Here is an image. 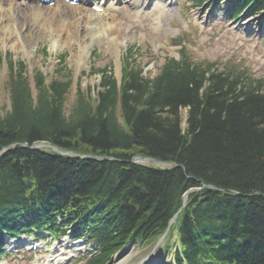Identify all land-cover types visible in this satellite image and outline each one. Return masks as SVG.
Here are the masks:
<instances>
[{
  "label": "trees",
  "instance_id": "trees-1",
  "mask_svg": "<svg viewBox=\"0 0 264 264\" xmlns=\"http://www.w3.org/2000/svg\"><path fill=\"white\" fill-rule=\"evenodd\" d=\"M23 68L21 64L20 74ZM107 78L96 107L91 98L80 97L70 118L62 113L69 82L51 85L57 102L40 113L31 105L28 88L21 87L13 111L0 120V147L49 137L84 153L119 158L121 162L75 159L70 164L44 160L40 153L30 156L29 169L39 174L43 187L51 188L54 199L72 194L78 197L76 204L95 207V217L111 230L106 248L131 230L158 225L177 205L174 194L196 179L223 188L225 195L205 191L199 197L201 214L194 217L200 235L221 228L232 236L244 228L250 235L252 264H264V92L213 71L207 76L203 69L174 63H167L154 80L132 71L120 88L112 76ZM37 81L41 85L43 78ZM118 103L124 124L118 119ZM183 108H188L185 126ZM138 153L182 167L155 170L132 163ZM18 169H6L13 176L8 179L18 178ZM191 220L186 215L184 227Z\"/></svg>",
  "mask_w": 264,
  "mask_h": 264
},
{
  "label": "rangeland",
  "instance_id": "rangeland-1",
  "mask_svg": "<svg viewBox=\"0 0 264 264\" xmlns=\"http://www.w3.org/2000/svg\"><path fill=\"white\" fill-rule=\"evenodd\" d=\"M181 5L184 6L185 2H182ZM126 7L127 6L122 7L124 13L128 8ZM194 11L199 16H202V9L200 7ZM169 21L172 22V26L175 29L179 28V24L176 23L177 20L171 19ZM131 24L127 39L124 41L125 44L123 43L121 46V70L124 60L128 58V49L132 45H137L139 49L137 51L138 54L134 57V63L144 67L146 75L153 77L159 72L164 57L177 55L178 46L172 43V40H174L172 36L175 34H168L163 31L157 33L152 32L150 21L148 20H142L140 25H135L133 22ZM162 24L165 28L168 21H162ZM188 33H192V37L189 38V40L187 39ZM29 36L25 41L28 45L26 49L32 51L31 56H27L18 50L15 51L11 47H0V117L8 114L10 107H13L15 99L14 94L16 93L14 88L17 82L22 83L19 87L23 89L24 87L28 88L33 95V99H38L37 93L41 90L44 95L41 99H44L43 101L47 100L48 104L52 105L55 101V97L48 90V87L55 81L62 82L71 80L69 91L63 99V111L65 114H70L75 109L76 105L74 106V104L79 97L76 94L77 90L83 92L84 96L89 95L92 97L91 105L94 108L97 103L96 95L104 90L103 83L108 79L107 77L112 76V79H116L118 83L121 80V74L119 75L117 72V60L115 58L106 60L108 55H105L103 50H101L102 48L99 46L95 45L91 50L86 66L77 69V65L74 63L75 59L70 49L52 50L53 40L47 38V36H50L48 33L38 38V40L36 39L37 36H34V39H30ZM181 36L183 39H187L185 44L188 43V48L193 50L195 55L199 58L207 57L213 60H221L225 63L230 60L237 61L238 59L244 61V64L251 63L256 73H264V56L261 55V53L264 55V45L259 43L254 45V38L252 40L251 37L243 38L232 30H229L227 26L211 27L204 25L197 30H193L191 24L188 26L187 31L182 28ZM34 43L36 45H33ZM20 62L26 66V70H21V74L19 67ZM131 62L133 61L131 60ZM105 68L111 72V74L104 72L103 70H105ZM11 69L12 74H14L12 78L10 74ZM34 73H36V76L39 73L45 75L43 79L45 85L42 84V88H38L37 83L39 82L36 81L35 76L33 78ZM117 102H120V100ZM187 113L188 108L180 110L183 126L186 124L185 119ZM120 114L118 103V117ZM140 250L135 248L134 256L143 255L144 251ZM135 260L136 258L125 264H134ZM112 262L113 264H117L116 258Z\"/></svg>",
  "mask_w": 264,
  "mask_h": 264
},
{
  "label": "bare ground",
  "instance_id": "bare-ground-1",
  "mask_svg": "<svg viewBox=\"0 0 264 264\" xmlns=\"http://www.w3.org/2000/svg\"><path fill=\"white\" fill-rule=\"evenodd\" d=\"M161 3L156 1L154 6L159 8L153 9V15L166 14L159 6ZM115 10L117 8L112 3L103 12H92L85 3L71 5L64 0H56L53 6L46 7L34 5L30 0H0V47H11L31 56L32 51L26 49L25 39L30 35V39L37 36L38 40L48 33L50 36L47 38L53 40L52 50L70 49L77 69L86 66L96 45L108 55L106 60H117L120 75L121 46L127 39L125 35L130 24L123 17H118ZM196 184L201 185L199 182Z\"/></svg>",
  "mask_w": 264,
  "mask_h": 264
}]
</instances>
